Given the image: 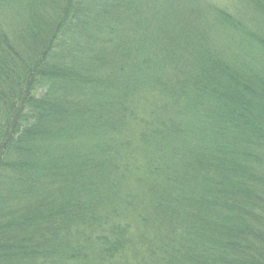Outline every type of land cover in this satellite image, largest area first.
<instances>
[{"label": "trees", "instance_id": "1", "mask_svg": "<svg viewBox=\"0 0 264 264\" xmlns=\"http://www.w3.org/2000/svg\"><path fill=\"white\" fill-rule=\"evenodd\" d=\"M0 0V264H264V0Z\"/></svg>", "mask_w": 264, "mask_h": 264}, {"label": "rangeland", "instance_id": "2", "mask_svg": "<svg viewBox=\"0 0 264 264\" xmlns=\"http://www.w3.org/2000/svg\"><path fill=\"white\" fill-rule=\"evenodd\" d=\"M215 2L219 3L218 1H221V0H214Z\"/></svg>", "mask_w": 264, "mask_h": 264}]
</instances>
